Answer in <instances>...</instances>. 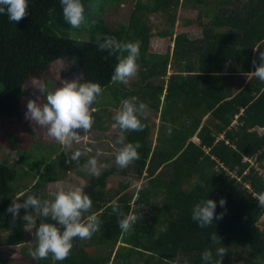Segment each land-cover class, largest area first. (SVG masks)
Here are the masks:
<instances>
[{
  "label": "trees",
  "instance_id": "trees-1",
  "mask_svg": "<svg viewBox=\"0 0 264 264\" xmlns=\"http://www.w3.org/2000/svg\"><path fill=\"white\" fill-rule=\"evenodd\" d=\"M129 1L82 0L89 40L71 37L73 28L64 20L59 0H30L28 15L17 23L0 14V119L25 117L22 99L28 82L47 73L57 60L77 63L85 81L97 82L102 89L111 86L118 56L98 46V37L102 41L107 36L138 41L141 46L137 80L115 95L122 96L116 102L137 97L148 105L146 118L141 117L144 129L123 134L126 143L141 145L138 160L121 168L109 158L101 159L105 166L99 176L90 175L85 167L79 171L87 180L83 190L93 201L83 219L95 215L101 222L90 239L74 238L63 261H55L51 254L37 260L31 255L37 244H23L22 224L19 219L12 224L7 212L0 224L9 231L5 242L22 245L27 264H111L112 260V264H204L205 250L213 252L216 264H264V227L259 225L264 216L259 202L264 195V81L251 74L264 51V0H132L136 8L128 23L109 27L103 19L105 9ZM181 6L202 10L211 6L199 12L200 18H209L200 24L202 37L191 39L181 33L172 52H150L148 15H165L168 26L159 36H173ZM102 112L105 120L93 123L91 129L110 128L111 113ZM152 116L160 119L158 128L151 123ZM220 135L224 139L218 140ZM8 140L20 153L19 163L33 170L35 162L27 160L21 140L13 134ZM244 157L257 160L253 165L243 163ZM42 164L44 183L33 189L39 199L47 182L65 178L70 171L66 166L61 175L59 160ZM20 174L22 169L0 161V200L21 192L14 187ZM116 176L145 182L138 189L131 182L109 188ZM208 196L217 202L225 198L227 203L224 207L218 203L217 214L224 213L221 219L201 228L191 218L192 208ZM120 213L137 216L127 232L119 228ZM42 220L55 223L50 217ZM218 248L224 249L223 257L216 255Z\"/></svg>",
  "mask_w": 264,
  "mask_h": 264
},
{
  "label": "clouds",
  "instance_id": "clouds-1",
  "mask_svg": "<svg viewBox=\"0 0 264 264\" xmlns=\"http://www.w3.org/2000/svg\"><path fill=\"white\" fill-rule=\"evenodd\" d=\"M62 8L64 20L72 27L79 28L82 24L88 22L85 6L82 0H59ZM30 0H0V14H6L9 22L17 23L28 15ZM94 24L95 21H92ZM98 46L107 50L110 54H117L118 63L112 75L113 82H127L133 77L139 68L137 63L140 56V43L123 42L115 37L107 36L102 41L98 37ZM254 50H258L254 48ZM127 53V55H124ZM256 69L251 72L260 81H264V51L259 52ZM102 94V87L97 82L81 81L79 78L65 81L62 86L55 91L48 92L44 103L36 99L29 100L25 117L38 127H46L49 136L55 138L63 144H70L79 139L78 129L85 132L90 130L94 123L91 106ZM137 97L125 99L122 101L121 109L116 113L114 119L116 123L113 127H119L121 130L141 131L145 124L141 117L146 118L148 105L144 102H137ZM171 128L168 129L171 134ZM123 147L116 155V163L125 168L134 160L140 158L138 149L141 145L137 143H124L120 140ZM84 153L76 150L71 153L70 161H79ZM86 167L90 175L99 176L101 165L96 157L87 161ZM54 199L41 200L35 195H28L21 201L23 194L13 199L12 204L7 209L14 217H19L21 209H25L23 219L27 222L26 228L36 224V216L50 217L55 223L41 222L34 232L37 246L31 250L34 259L41 260L52 255L55 261L65 260L73 247V240L76 237L80 239H90L100 227L101 222L95 215H90L83 219V214L92 208L93 201L89 194L82 188H70L68 190H59L52 193ZM259 202L264 206V195H261ZM218 203L224 207L227 203L225 198L219 202L209 198L200 200L192 208L191 218L199 227L205 228L214 221L221 219L224 213L217 214ZM34 208V214L27 211ZM117 211L116 208L113 209ZM121 218L118 221L119 228L127 232L137 221L134 214L120 213ZM215 240V236L212 237ZM225 253L223 248L216 250V255L223 257ZM204 264H216L213 252L205 250L202 253ZM187 264V261H185Z\"/></svg>",
  "mask_w": 264,
  "mask_h": 264
},
{
  "label": "rangeland",
  "instance_id": "rangeland-1",
  "mask_svg": "<svg viewBox=\"0 0 264 264\" xmlns=\"http://www.w3.org/2000/svg\"><path fill=\"white\" fill-rule=\"evenodd\" d=\"M215 2V1H214ZM93 8L97 7V3L92 4ZM214 7V6H213ZM136 5L132 0L123 5L120 8L105 9L103 14V19L109 27L117 28L119 25L127 24L133 11L135 10ZM202 8V7H201ZM191 9L181 6L177 12L176 24L174 27L173 36L161 37L159 33L165 30L168 24L166 23V16L160 14H151L148 15V19L152 24L151 27V38H150V48L149 51L157 54H165L168 51L172 52L174 48L175 38L178 34L185 33L191 37V39H199L202 37V27L201 23L209 21V18L199 17V12L211 8L203 6V10ZM205 13V12H203ZM204 15V14H203ZM87 24H82L79 28H73L70 31V35L75 39H84L89 40L91 38L89 32L87 31ZM171 57V62H172ZM172 72V69H169V73ZM79 78L81 81H85L83 70L77 63L69 61L67 59H61L55 61L50 70L45 73L40 78L31 80L26 86L27 93L22 99V103L26 104L29 100L36 99L38 102L44 103L46 94L48 92L55 91L57 88L63 85L65 81H71ZM137 80V73L131 77L127 82H113L111 86L103 88L102 94L97 98V100L91 106L92 111H100L97 114H92L94 117V123L99 124L98 121L105 120V113L102 112L103 109H107L110 114L109 120V129L105 132H100L97 128L84 131L83 129H78L79 139L74 140L70 144H63L57 141L55 138L51 137L47 133L46 127H38L30 122L26 117L20 119H0V161H6L10 165L15 166L16 168L22 169L24 174H20V177L17 180V183L14 185L17 189L19 188L21 192L15 194L12 199L4 197L0 200V224L3 217L8 212L7 209L12 204L13 199L18 195L23 194L25 197H21V201L26 199L28 195H34L33 191L35 184L43 182V174L46 172V166L42 164L43 161L50 162L52 159L59 160L62 165L61 175H65L66 166L70 169L66 174L65 178H62L53 181L47 182L44 186V189L39 190L40 199L46 198L48 200L54 199L52 193L59 190H68L70 188H82L86 186L87 180L79 175L81 167H86L87 161L96 157L101 168L105 166L102 163L101 159L110 160L112 163L115 162L116 166L119 165L116 163V155L123 144L120 143V140H124L123 134L124 130H121L119 127H113L116 123L114 117L116 113L121 109L122 103L116 102L122 96H117L116 94L122 93L125 87L131 88ZM1 87V85H0ZM117 94V95H118ZM128 99H131L128 97ZM138 102V101H137ZM104 116V117H103ZM155 122V123H154ZM151 123L156 124V127L160 126V119L156 116L151 117ZM96 129V130H95ZM13 134L16 139L21 140V145L24 148L23 151L28 153L27 160H34L35 167L33 170H30L28 166L20 164V153L17 150L12 149L11 143L8 140V137ZM197 138H194V140ZM154 140V139H153ZM156 141V140H155ZM154 141V143H155ZM120 144V145H119ZM80 150L84 153L79 159V161H70L71 153ZM60 155H64L63 159L60 158ZM115 158V159H114ZM84 160H87L84 162ZM115 160V161H114ZM84 162V163H83ZM114 164V163H113ZM118 182L127 183L131 182L132 188H140L145 179L137 180L133 176L119 177L116 176L110 180L109 188L112 186H118ZM44 183V182H43ZM46 196V197H45ZM33 210V211H32ZM20 216L24 213L25 209H21ZM27 211L31 212L34 215V208L28 209ZM11 223L18 221L22 224V233H23V244L25 246H33L36 244L34 232L41 222H43L40 216H36V224L26 228V221L21 217H14L12 213L9 212ZM259 225L264 227V216L260 220ZM9 231L0 228V264H27L24 256L22 255L21 245H10L5 242L8 237ZM119 245V244H118ZM104 254H109L105 249L102 250ZM114 256L112 255L111 259ZM114 262V261H113ZM29 264H31L29 262Z\"/></svg>",
  "mask_w": 264,
  "mask_h": 264
},
{
  "label": "built area",
  "instance_id": "built-area-1",
  "mask_svg": "<svg viewBox=\"0 0 264 264\" xmlns=\"http://www.w3.org/2000/svg\"><path fill=\"white\" fill-rule=\"evenodd\" d=\"M237 123V121H234V123H233V125H235ZM222 139H224V136L223 137H218V140H222ZM217 140V141H218ZM229 143V141H226V144H228ZM257 160V158L256 157H253V158H249V157H244V159H243V163H251L252 165L253 164H255V161ZM261 172H263V170L261 171ZM263 174H264V172H263ZM232 175L233 176H236V172H233L232 173Z\"/></svg>",
  "mask_w": 264,
  "mask_h": 264
},
{
  "label": "crops",
  "instance_id": "crops-1",
  "mask_svg": "<svg viewBox=\"0 0 264 264\" xmlns=\"http://www.w3.org/2000/svg\"><path fill=\"white\" fill-rule=\"evenodd\" d=\"M200 26H201V25H200ZM188 36H189V35H188ZM190 38H191V37H190ZM170 72H171V70H170ZM171 73H172V72H171ZM171 73H168V75L170 76ZM159 125H160V124H159ZM158 127H159V126H158ZM158 127H157V128H158ZM220 136L223 137L224 135H220ZM220 136H219V137H220ZM155 138H156V136H155ZM195 138H197V137H195ZM198 140H199L198 138L195 139V141H198ZM145 174H146V173H145ZM119 245H120V244H119ZM13 246H15V245H13ZM16 246H17V245H16ZM21 246H22V245H21ZM112 263H113V260H112L111 264H112Z\"/></svg>",
  "mask_w": 264,
  "mask_h": 264
}]
</instances>
